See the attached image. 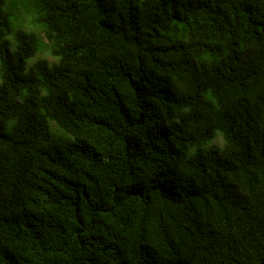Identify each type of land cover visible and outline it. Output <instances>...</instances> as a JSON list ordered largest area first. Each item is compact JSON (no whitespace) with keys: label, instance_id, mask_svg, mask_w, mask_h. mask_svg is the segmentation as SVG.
Returning a JSON list of instances; mask_svg holds the SVG:
<instances>
[{"label":"trees","instance_id":"1","mask_svg":"<svg viewBox=\"0 0 264 264\" xmlns=\"http://www.w3.org/2000/svg\"><path fill=\"white\" fill-rule=\"evenodd\" d=\"M0 264H264V0H0Z\"/></svg>","mask_w":264,"mask_h":264},{"label":"clouds","instance_id":"2","mask_svg":"<svg viewBox=\"0 0 264 264\" xmlns=\"http://www.w3.org/2000/svg\"><path fill=\"white\" fill-rule=\"evenodd\" d=\"M215 147L218 151H220L221 153H223L226 149H228L229 147V143L228 140L224 134V132L221 129H215L213 132V135L208 138L203 145H201L200 147L203 150H208L211 147ZM196 152V148L193 147L190 152L188 153V155H194Z\"/></svg>","mask_w":264,"mask_h":264},{"label":"rangeland","instance_id":"3","mask_svg":"<svg viewBox=\"0 0 264 264\" xmlns=\"http://www.w3.org/2000/svg\"><path fill=\"white\" fill-rule=\"evenodd\" d=\"M34 58H47V59H51V57H50L48 54H46V53H37V54L35 55ZM31 59H32V58H31ZM31 59H29L28 62H29Z\"/></svg>","mask_w":264,"mask_h":264}]
</instances>
